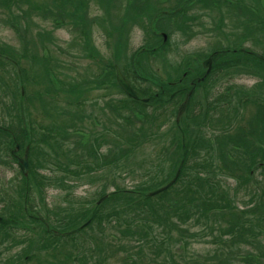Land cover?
<instances>
[{
  "label": "trees",
  "instance_id": "trees-1",
  "mask_svg": "<svg viewBox=\"0 0 264 264\" xmlns=\"http://www.w3.org/2000/svg\"><path fill=\"white\" fill-rule=\"evenodd\" d=\"M11 1L2 0V3L10 4ZM96 1L100 7L105 8L115 3V0H71V5L75 7L69 10L66 5L68 0H53L55 5L46 4L47 6L42 5L39 8L41 16L52 18L54 24L60 27L69 26L79 32L76 42H72L70 50L65 52L69 62L48 52L51 47L49 43L52 42V34L49 32L43 45L47 55L40 58L37 53L38 46L34 44L35 51L32 55L36 57L34 60L26 58L31 68L37 63L41 64L39 68L45 71L53 92L37 88L34 94L28 95L24 85L31 78L28 74L31 69L20 65L22 59L18 57L14 46L0 45V90L4 91V96L0 99V153L5 151L6 155L16 156V152L9 147L1 149L4 144L2 132H6V128L18 131L15 121L22 131L27 132L20 139L19 146H30L29 175L21 170L23 181L22 184L15 185L16 196L10 193L11 196L5 194L4 197L5 213L0 215L1 240L12 238V242H15L17 232L32 233L16 241L18 243L15 245H36L39 252L59 249L60 253L62 249L63 261L59 264H71V259L75 260L73 254H77L76 257L83 264H113L115 259H121L127 264H230L234 251L242 253L244 246H252L251 249L254 250L243 254L247 264H264V241L261 240L262 235L264 237V190L260 191V181L254 180L255 186L251 187L250 194L251 200L258 199V205L238 209L234 203L243 187L241 181L232 195L227 187L223 188L220 179L222 174H232V170L237 169L239 179L244 181V185L249 184L253 180L250 177L254 169L247 161L258 162L257 167L264 170L263 117H260V113L249 116L247 125L240 128L243 132L236 130L243 119L246 121L243 112L251 102L255 101L257 107L264 106V82L248 90L243 85L234 83L230 72H235L240 66L254 69L264 65V52L244 46L239 41L252 39L254 42H264V17L261 24L259 23L261 27L258 32L246 30V34H235V29L241 27L249 15H256L257 11L262 13L259 0H198L201 5L196 3L194 7H191L194 0H164L171 7L163 8L157 15L169 16L175 11L178 16L177 26L172 28L171 34L167 28H160L158 25L152 29L151 25L160 23V18L156 22L158 17L152 19L149 27L138 25L143 29L142 43L136 49L130 48V56L124 54V57L118 53V43L128 45V35L125 33L130 28L126 27L124 31L121 25L116 27L113 17L109 18L112 27H106L104 33L108 39V54L104 55L98 50L91 39V26L93 27L96 20L88 19L87 13L89 2L98 3ZM245 1L248 3L241 8V3L245 4ZM36 5L37 8L40 7ZM82 5L86 6L87 13L80 18L82 12H86L84 8L82 10ZM15 6L17 12L0 5V15H5L0 20L4 22L6 19V24L17 32L24 31L23 35H26L31 26L21 23L28 22L33 16L31 0H16ZM193 9L206 12L208 9H226L227 14L236 13L242 23H234L236 28L233 27L223 38L228 41L231 39V42L237 44L235 49L240 51L236 56L247 51L244 53L246 55L243 54L245 59L235 56L237 60L234 61L229 58L218 60L220 53L225 50L221 43L226 40H222L219 45L215 44L210 53L205 54V58L214 56L216 61L211 71L208 73V70L204 76L194 74L198 55H202L200 52L187 57L182 66L170 65L172 60L166 52L171 50L172 33L180 31L183 38L188 40L189 35L193 36L195 27L199 25L201 15L193 14ZM227 17L232 20L230 16ZM171 20L162 19L161 25H167ZM242 28L244 29L243 26ZM42 35L44 33L39 31L38 36L41 38ZM122 35H125V39ZM76 46L86 58L95 59L99 63V82L95 80L97 77L84 73L88 69L83 70L78 64L76 66V51L71 50ZM163 49L165 53L161 54ZM149 52L153 56L159 52L163 57V67L167 70L164 77L157 76L154 65L145 63V55ZM8 66H12V70ZM116 67L132 86L137 99L128 95L118 84ZM40 69L33 75L39 77ZM12 71L20 77L22 87L6 79V75ZM192 74L195 75L194 79ZM33 78L35 83V77ZM54 82H57L56 85ZM109 84H116L124 96L109 99L110 96L103 106L96 99L98 106L88 108L87 104L92 105L91 102L95 106L97 104L95 100H85L88 93H91L90 90H107ZM17 94L30 101L43 98L45 104L40 101L52 118L51 124L40 125L36 121H27L24 114L28 107L24 104L17 105ZM187 96L188 106L182 119L176 116L178 122L175 121L168 127V131L163 132L162 127L165 124L160 122L161 116L168 110H171V114L177 112L178 103L184 102ZM3 98L9 101L6 102ZM233 104H238L239 107L236 108ZM109 109H113L111 112L115 115L114 120L107 112ZM67 115L70 118L64 120L63 116ZM6 116L10 119L9 126L2 122ZM103 116H107L106 119ZM213 119L218 122L213 123ZM236 123L237 127L234 129L233 125ZM204 124H209V129H197L205 126ZM217 127L220 132H226L227 140L243 134L236 142L244 148L239 151L231 150L235 153L236 162H231L233 164H230V169L215 164L218 160L228 161V144L223 142L226 140L219 139L220 132L219 135L214 134ZM91 128L93 132L84 142L74 140V133L68 134ZM233 131L236 133L233 134ZM211 137L214 142H210ZM53 142L59 145L60 151L50 145ZM239 161L245 162L243 167H240ZM43 162L54 164L55 171L61 174L47 176L40 171ZM126 175L136 181L132 190H123L119 185L118 180H124ZM176 175L175 181L169 187L151 193L164 187ZM243 177L245 178L242 179ZM77 179L80 180L76 182ZM66 183H73L74 189L77 183L95 185V193L105 196L106 199L100 202L87 198L81 201L84 207H78L79 204L71 202L73 196L67 194L69 198H65V202L72 205L64 206L61 201L50 208L45 197L48 187L56 186L66 190ZM177 185L179 186L175 188ZM111 186L114 190L107 193ZM36 197L39 198L38 204ZM248 201L250 200L244 203L247 204ZM199 234L201 237L209 236L216 246L203 256L188 252L190 243L187 238L195 240ZM67 245H74L73 250ZM25 256L17 255L11 264H22L21 260ZM96 256H99L98 260H95Z\"/></svg>",
  "mask_w": 264,
  "mask_h": 264
},
{
  "label": "rangeland",
  "instance_id": "rangeland-1",
  "mask_svg": "<svg viewBox=\"0 0 264 264\" xmlns=\"http://www.w3.org/2000/svg\"><path fill=\"white\" fill-rule=\"evenodd\" d=\"M11 1V0H10ZM13 1V2H12ZM10 4H3L2 0H0V5L1 7L8 9L12 12H17L16 11V6H15V1L16 0H12ZM136 1L138 2L136 4ZM173 1V0H172ZM56 2V1H55ZM71 0H68L67 2V9L69 10H73L75 6L71 5ZM98 2V1H96ZM113 3V1H112ZM196 3L199 4L198 0H194L193 4H191V7H194V5H196ZM248 2L245 1V4L241 3V8L243 6H245ZM260 8H262V13H260V11H257V14H253L252 16L249 15L247 19L244 20L243 22V27L244 29L241 27L236 28L234 23H242V20H240L237 17L236 13H231V14H227V10L223 9L222 11H218V9H212V10H207L203 11L202 9L197 11L195 9H193V14L198 13L201 15V19L198 21L199 25L195 27V32L194 35H189V39L186 40V38H183L184 36L182 35V33H180V31H175L174 33H172L171 36V50L167 53L169 58H171V63L170 65L172 66H176V64H181V66L185 63V60L187 57H190L192 54H198L199 52L202 53V55H198L199 60H197L198 64H195V66L197 67V69H195V73L197 76L199 75V77L204 76L205 73H208L211 71V69L213 68V64L216 61L214 59V56H209L207 58L210 59L211 64L210 67H205L204 64H202V62H204L203 60L207 59L205 58V54L207 55L208 53H210L214 48H215V44L219 45L218 43H221L220 41L222 40H226L225 42L221 43L224 47L225 50H223L220 54V56L218 57V60L221 59H225V58H229L230 59H234L237 60L236 57H240L241 59H245V56L247 51H243L239 56H236L238 54V51L235 49L237 44H234L233 42H231V39H229V41L227 39H224L223 37H226L227 34H229L231 32V30L234 28L235 29V34L237 35H242V34H246V30L248 32H251L253 30H255L256 32L259 31L260 29V22L262 21V18L264 17V0H259L258 1ZM40 5V7L37 8V5ZM46 4H50V5H55L53 3V0H31V9L33 11V16L32 18H29V23H21L22 25H27L31 26V30H28V34L23 35L24 31H20L17 32L16 30H14V28H12L9 24H6L5 21L3 22L2 20H0V45H4V44H8L11 46H14L18 52V57L22 59V61H20V65L22 67L27 68L28 70L31 69V72H28V74L30 75V79L29 82L24 85L25 86V90L28 93V95H32L35 93L36 89L39 88L41 90H43L45 88V91L48 89V91L53 92L52 88H51V83H49L48 78L45 73V71L43 72L42 69H40L39 67L41 66V64H36V68L34 66H30L29 64V60H27L26 58L30 59L32 58L34 60V58L36 56L32 55V53H34V44H36L38 46V50L37 53L39 54V57L41 58L43 55H47L46 52L44 51L45 47H43L44 45V41L48 38V32L52 34V42L49 43V45L51 46L50 49H48V52L50 51V54L52 53L53 55H55L56 57L63 59L64 61H70L68 59H66V55L65 52H67L68 50H70V46L71 43L76 42V37L78 36L79 32L76 30H73L72 28H70L69 26L66 27H60L57 24H54L52 18H48L46 16V18H44L43 16H41V10L39 8H42V5H46ZM89 7H88V13H87V9L86 6L82 5V10L83 8L86 10L85 13L82 12V15L80 16V18H82L83 14H88V19L92 20L95 19L96 23L93 25V27L91 26V33L92 35L90 36L91 39L94 41L95 46L97 47V49L101 50V52L104 55L108 54V46H107V42L108 39L105 36V32L107 30L106 27H112V23H110L109 18H112L113 20V24L116 25V27L118 25H121L122 28L125 31V28L129 27L130 31L126 32L125 35H128V45L124 46V44L118 43V53L120 55L124 54L125 56H130V48L132 49H136L138 48L141 43H142V37H141V33L142 30L140 26L138 25H142L144 27H149L151 25L152 19L157 18L159 15H157L158 11L163 10V8L165 7H171V5H169L168 2H165L164 0H115V3L111 4L109 8H105L100 7L99 6V2L98 3H93V2H89ZM176 4V3H175ZM201 5V4H199ZM243 5V6H242ZM47 6V5H46ZM30 11V10H29ZM172 15L169 16H164V17H158V19L156 20L159 21L160 18V23L157 24H153L151 25L152 29L157 28L156 26L158 25V27L162 28L164 27V29L167 28V31L171 34L172 28L176 27L178 22H176L178 20V16L176 15L175 11H173L171 13ZM128 15V18H126ZM221 16L223 17L221 19ZM230 16L232 18V20L227 17ZM5 17V15L1 16L0 18ZM172 19L171 23L167 24V25H161L162 24V19H164L165 21H167L168 19ZM27 19V18H26ZM103 19H105L106 21L104 22ZM129 19V20H128ZM109 22H108V21ZM260 23V24H259ZM37 24V25H35ZM108 24V25H107ZM216 25H219V27H216ZM263 25V24H262ZM86 26L88 27V23L86 22ZM155 26V27H153ZM42 31V33H44V35H42V37L40 38L38 36V32ZM48 34V35H47ZM125 35H122V37L125 39ZM131 39V41H130ZM48 41H50V39H48ZM130 41V42H129ZM240 43L243 44L244 46H247L249 48L255 49L258 52H264V42L263 41H259V42H254L252 39H242L240 40ZM42 45V46H41ZM221 45V46H222ZM123 48V50L121 49ZM24 49H26L24 51ZM63 49V51H62ZM165 49V48H164ZM161 50V54L165 53V51ZM169 49V48H168ZM166 49V50H168ZM73 52H75L76 54V66L78 64V67H81L83 70L88 69L87 71H84L85 74H89L92 77H97L95 80L99 82V77H100V71L101 68L98 66V62L95 59H90V58H86L85 54L82 53L81 51L78 50V47H74L73 49H71ZM80 53H78V51ZM23 54H26V56H24ZM66 54H70V53H66ZM171 54V56H170ZM234 54V55H232ZM244 54V55H243ZM49 55V54H48ZM31 56V57H30ZM147 56L146 59H144L146 64H151L154 65V68L156 69V73L157 76L158 75H163L164 77V72L167 71L164 65V60L163 57L159 55V52H157L156 56H153V54H147L145 55ZM236 56V57H235ZM53 57V56H51ZM57 58V59H58ZM204 58V59H202ZM202 59V60H201ZM252 59V58H251ZM253 60V59H252ZM72 61V60H71ZM53 64H55V60L53 61ZM72 65V64H71ZM191 65V64H190ZM189 65V66H190ZM258 65V64H257ZM9 68H11L12 70V66H8ZM191 67V66H190ZM1 69V68H0ZM39 72V77L33 75L34 72L37 73V71ZM55 70H58L54 67ZM106 70H103V72H105ZM232 74V78H234V83H237L239 85H243L245 87V89H252V87L256 86V85H260L264 82V65L262 66H257L254 69L249 68V67H238L235 69V72L230 71ZM193 73V72H191ZM70 74H72L70 72ZM194 74L191 75L192 79H194ZM22 75V74H20ZM36 82L34 83V78ZM236 77V78H235ZM39 78V79H38ZM161 78V77H160ZM6 79H8L12 84H17L19 87L21 83H20V77L17 76V74L12 71V73L6 75ZM162 79V78H161ZM57 82H54V84L56 85ZM220 85V84H219ZM91 93L89 92L88 97L85 100L88 101H94L95 103H97L96 99H99V103L101 106L104 105V103L106 102V100L111 96V98L109 99H113V98H122L124 95L120 92V88L116 85V84H109L107 86V90L106 89H95V90H90ZM4 96V91L0 90V99L1 97ZM10 100L13 101V98ZM34 98H36L34 96ZM55 99V98H54ZM108 99V100H109ZM3 100H5L6 102H8L9 100H6L3 98ZM32 100V99H31ZM45 104V101L43 98H37L34 101H30L27 98H20L18 96V94L15 97V101L17 103V105L19 106L20 104H24L25 106L28 107L26 114H24L26 116V120L27 121H36L38 124L40 125H50L52 122V118L50 117V115L46 112V110L44 109L43 105L41 104L42 102ZM180 101V99H176V101ZM178 101V102H179ZM92 105L87 104V107L92 109V108H96L98 106V103L96 104V106L94 105L93 102H91ZM179 105L177 106V112L179 111V106L182 105L180 103H178ZM256 102L253 101L251 102L246 110H244V117H246V121H242V123H240L237 127V123L234 124L233 128L238 131V132H243L242 126L247 125V118L249 116L255 115L256 113H260V117H263L264 119V106H259L257 107ZM59 106V104H58ZM106 106V105H105ZM188 106V105H187ZM234 107L238 108V104L235 106V104H233ZM181 107V106H180ZM187 108V107H186ZM113 111V109H109L107 110V112H109L110 114V118H113V120L115 119V115L111 112ZM200 109H197V112H199ZM172 113L171 114V110H168L167 113L163 114L160 118V122H162L163 124H165V127H162L163 132L168 131V127H170L171 125L174 124L176 120V116L178 117V113ZM30 113V114H28ZM58 117V116H57ZM107 116H103V119H106ZM183 115L181 114L180 120L182 119ZM64 120L69 119L70 116H63ZM218 119V117H216ZM221 120H224L223 116H220ZM4 121L3 124L6 126H9L10 119L6 116V119H3ZM197 121V120H196ZM34 122V123H36ZM85 122V121H84ZM178 122V121H177ZM213 123H217L218 120L213 119L212 121ZM222 122V121H221ZM220 122V123H221ZM197 123V122H196ZM223 123H225L223 121ZM15 127L18 129V131H14L12 129H7L6 128V132H2L3 134L1 135V138L4 142L3 146L1 149H6L7 147H9L10 150L16 152V156H9L5 154V151H3L2 153H0V215L3 213H5V206H6V199L4 200V197L6 195L11 196L10 193L14 196H16V192H15V185L16 184H22V175H21V170L18 166V157L23 156L25 150L28 148L30 150V146L29 145H24V147H20L19 146V142L20 139L22 138V136L27 133L25 131H22L21 126L18 124L17 121L14 122ZM97 125V124H96ZM190 125L192 126L193 124L190 123ZM205 126H201V127H197L198 130L203 129L204 131L206 129H209L210 126H208L209 124H204ZM99 126V125H97ZM92 127V125H91ZM178 128H181L180 126ZM193 128V127H192ZM196 128V127H195ZM2 129V127H1ZM219 127L216 128L215 133L216 135H219ZM235 130V131H236ZM233 131L232 133L235 134L236 132ZM84 132V133H81ZM78 131V132H69L68 134H73L76 135L74 140H82V142H84L86 139L88 140V138L91 136V132H93V128H91L90 130H83V131ZM214 132V131H213ZM16 133V135H15ZM47 133V132H46ZM226 132H223V130L220 132L221 137L219 139L222 138V140H226L223 141L224 143H227L228 146H226V150L228 153V161H224L222 162L221 160H218L215 162V164L224 167V168H231L230 164H233L231 162H236V157H235V153L231 150H241L242 146H240V144H238L236 142L237 138L239 136H243V134H237V138L235 139H230L227 140L226 136L227 134H225ZM10 134L12 135V137H10ZM40 134V133H38ZM68 134L66 136H68ZM225 134V135H224ZM40 137V135H39ZM38 137V138H39ZM221 140V141H222ZM214 138L211 137V141L210 142H214ZM27 142V141H26ZM28 144V143H27ZM51 146H53L57 151H60L59 149V145L56 144L55 142L50 143ZM215 145V144H214ZM45 147V146H44ZM251 148V147H250ZM49 149V148H48ZM214 149V148H213ZM230 149V150H229ZM50 150V149H49ZM253 150L255 151V148L253 146ZM256 152V151H255ZM213 153V152H212ZM215 155H213L214 157ZM30 159V152L28 151V161ZM214 159V158H213ZM215 160V159H214ZM248 164L254 169L253 172H251L252 176L250 177L251 182L247 185H244V181L239 179V173L237 171V169L232 170V174H225L223 176H221V180H222V186L225 189L227 187V189H229L230 193L233 195L234 189L236 187H238L239 185V181H241L242 183V189L240 190L241 192L238 194L237 197H235V203L234 205L238 208V209H243V208H251V207H256L258 205V199L257 201H253L251 200V192H252V188L254 185V180H258L260 181V191L262 192L264 190V175H262V173H264V170H261L257 167L258 162L254 163L251 161H247ZM246 162V165H248ZM245 162L243 161H239L240 167H243ZM30 163L28 162V167H29V172H30ZM217 165V166H218ZM49 168H52L51 170ZM110 168V167H109ZM41 172H44L47 176L48 175H60L61 173L56 172L55 171V165L51 164V163H47V162H43L42 167L40 168ZM229 172V171H227ZM29 175V173H28ZM27 175V176H28ZM66 175V174H65ZM173 176V174H172ZM172 178V177H171ZM245 177H243L242 179H244ZM74 179V178H73ZM124 180H118L120 187L123 190H132L135 182L133 181L128 175L123 177ZM75 180V179H74ZM80 179H77V181H79ZM24 183V182H23ZM69 183H66L65 187H67L66 190H63V188L60 187H48L47 189V194H46V203L48 204V206L50 208L55 207L56 205L60 204L62 201V205L66 206V205H72V204H66L67 202H65V198L68 199L69 197H67L69 195H72L74 199L71 200V202H73V204L77 205L79 204L78 207H84L83 204H81V201L86 200L87 198H89L90 200H94V201H98L100 200L103 196L96 194V190H97V186L95 185H90L87 183H77L75 184V189H74V185L73 183L70 185H68ZM70 186V187H68ZM179 185L175 186V188H177ZM99 189V187H98ZM100 190H102V188L100 187ZM114 190V187L111 186L107 189V193H111ZM6 194V195H5ZM37 195V191L35 196ZM101 196V197H100ZM86 197V198H85ZM106 199V197L104 199H102L100 202L104 201ZM37 200V204H38V200L39 198L36 197ZM80 201V202H74V201ZM246 200H250L247 202V204L244 203V201ZM254 203H253V202ZM252 202V203H251ZM57 203V204H56ZM93 206V204H90ZM68 207V206H67ZM6 216V215H5ZM252 217V216H250ZM20 228V226L18 227ZM17 228V229H18ZM37 231V230H36ZM32 233H25L22 234L20 232H17V236L16 241L21 240L23 237H25V235H30ZM1 236V235H0ZM35 238V237H33ZM210 237H201V234H199L197 236V239L195 240H191L189 238H187L188 242L190 243L189 246V250L188 252L191 253H197L200 254L201 256L205 255L207 252L211 251L209 250L210 248H215L216 246L213 244V242H211V239H209ZM12 240L14 241V239L12 238H7L4 239L3 241L1 240L0 237V264H11V262L14 261V258L16 259L17 255H26L24 258H22V264H59L61 263L62 257H63V250L61 249L60 253H59V249L56 250H44L43 252H39L36 248V245H29L27 243L25 244H17L15 245V243L18 242H12ZM261 240L264 241V237L262 235ZM62 242H60L61 244ZM71 244V243H70ZM68 248H70L71 250H73L74 245H67ZM253 247H242L241 252L238 251H234L233 256L230 258V264H247L245 259V255L247 252H251L254 251L252 250ZM209 250V251H208ZM133 251H136L135 249H133ZM239 254V255H238ZM77 255V254H76ZM75 254L72 255V257L75 256V260L71 259L72 263L71 264H83V262L78 259L76 257ZM123 256V254H121V257ZM120 257V258H121ZM98 260L99 256H96ZM26 260V261H25ZM115 263L113 264H127V263H123L120 260L115 259L114 260ZM182 264H187V263H182Z\"/></svg>",
  "mask_w": 264,
  "mask_h": 264
},
{
  "label": "water",
  "instance_id": "water-1",
  "mask_svg": "<svg viewBox=\"0 0 264 264\" xmlns=\"http://www.w3.org/2000/svg\"><path fill=\"white\" fill-rule=\"evenodd\" d=\"M210 64V60H208L207 62H205V65H209ZM117 81L119 83V85L127 92L128 95H130L131 97L137 99V94L135 93V91L133 90V88L131 87V85L129 84V82L126 80V78L124 77V75L121 73L120 69L117 67ZM187 101H188V96L186 97L185 101L182 103L179 112H178V119H180L181 114L184 112L185 107L187 105ZM28 148L26 149L23 157L20 158L19 160V165L22 169V171L24 172V174L26 175L28 173ZM177 175L169 182L167 183L164 187L155 190L151 193H157L163 189H166L167 187H169L176 179ZM1 220V219H0Z\"/></svg>",
  "mask_w": 264,
  "mask_h": 264
}]
</instances>
